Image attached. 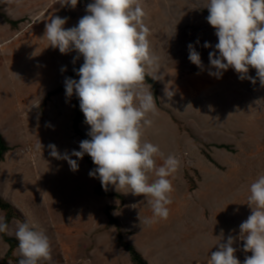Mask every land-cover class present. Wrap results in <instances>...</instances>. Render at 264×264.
I'll list each match as a JSON object with an SVG mask.
<instances>
[{
  "label": "rangeland",
  "instance_id": "1",
  "mask_svg": "<svg viewBox=\"0 0 264 264\" xmlns=\"http://www.w3.org/2000/svg\"><path fill=\"white\" fill-rule=\"evenodd\" d=\"M188 1V7L173 6L169 0H144L143 6L153 21L151 31L156 30L158 12H165L160 20L165 21L167 34L157 37L154 31L149 39L153 52L161 53L164 60H159L157 69L159 88L176 94L172 98L162 94V103L156 102L158 113L149 115L153 123L142 139L163 153L155 157L157 166L169 155L181 162L170 177L174 191L167 206L169 216L151 224L145 223L153 218L150 197L113 185L99 194V178L90 177L88 166L71 155L80 143L73 128L77 97H66L64 81L84 61L80 56L73 62L75 51L61 54L50 47L45 25L52 16L68 18L65 28L77 25L91 0H79L75 8L63 5L64 0L51 1L40 6L45 8L44 17L24 15L36 1L23 0L20 6L0 2V129L13 148V178L4 172L2 183L9 197L13 194L18 203L25 200L28 218L38 225L32 229L50 239L52 259L39 264H133L131 255L119 246V232L148 264H208L219 243L229 235L239 236V225L251 214L250 185L264 175V86L253 68L248 75L256 78L255 84L241 80L232 68L220 78L209 75L216 71L209 53L217 51L218 38L206 19L208 0ZM1 14L20 20L18 28L13 30ZM205 42L212 47H203ZM189 44L199 52L203 69L189 60ZM164 103L172 107L161 106ZM81 127L90 131L86 123ZM58 142L65 146L64 154L77 160L78 170L73 171L67 160H57L53 166L47 161V146ZM32 164L37 166L34 170L46 167V173L40 171L44 182L37 171L31 173ZM149 178L156 179L154 173ZM44 191L49 200L46 210L53 216L52 231L50 226L42 227L40 218ZM114 193L122 198L113 197ZM28 195L33 200L27 201ZM109 205L119 206L112 213L120 227L110 224ZM24 217L21 222L29 224ZM233 247L241 264L252 255L238 238ZM8 250L0 233V262Z\"/></svg>",
  "mask_w": 264,
  "mask_h": 264
},
{
  "label": "clouds",
  "instance_id": "2",
  "mask_svg": "<svg viewBox=\"0 0 264 264\" xmlns=\"http://www.w3.org/2000/svg\"><path fill=\"white\" fill-rule=\"evenodd\" d=\"M0 2L20 6L23 0ZM78 2L64 0L63 5L75 8ZM206 8L219 53H209L210 65L216 70L209 75L220 78L232 68L241 80L247 78L255 84L258 78L264 86V0H208ZM86 13L70 28H65L68 18L52 16L44 33L50 47L61 54L75 51L78 56L73 62L80 56L84 61L76 71L79 79L66 77L64 86L66 97H78L91 139L80 141V150L71 155L91 157L96 167L89 176L99 178L104 190L113 185L116 189L130 188L135 196L150 197L153 218L145 223L166 220L174 191L170 177L181 162L169 155L157 166L155 157L163 153L142 139L153 123L149 115L158 113L155 96L145 81L149 76L156 79L160 66L151 48V29L145 23L142 0H91ZM203 47L212 45L205 42ZM188 49L189 60L203 69L199 52L192 44ZM250 68L256 70V78L248 75ZM61 71H66V66ZM174 94L165 89L168 98ZM39 147H43L41 143ZM48 147L52 157L65 159L73 171L78 170L77 160L62 156L54 144ZM149 173L156 179L150 182ZM247 204L251 214L239 225V236L229 235L226 242L219 243L208 264H241L233 247L237 238L243 241L244 251L252 253L243 264H264V175L250 185ZM8 229L6 218L0 217V233ZM15 237L21 256L18 264L51 261L52 247L46 234L33 230L25 221L17 223Z\"/></svg>",
  "mask_w": 264,
  "mask_h": 264
},
{
  "label": "crops",
  "instance_id": "3",
  "mask_svg": "<svg viewBox=\"0 0 264 264\" xmlns=\"http://www.w3.org/2000/svg\"><path fill=\"white\" fill-rule=\"evenodd\" d=\"M32 1H36V4H34V3H31V5H29L28 7H27V9L25 10V14L24 15H27V14H35V15H37V16H42V17H44V12H45V8H42V7H45L46 6V3L48 4L49 2H51V1H58V0H32ZM169 2L173 5V6H176V5H180V6H186V7H188V5H189V1L188 0H169ZM143 6H145L144 5V0H143ZM42 5V7H40ZM159 14H157V17H159L158 18V22H157V24H155V27H156V30H152L151 31V33H152V35H153V33H154V31H155V33H157V37H159L160 36V34H163L164 35V33L165 34H167V32H168V30H166L165 28H164V20H160L161 19V16L163 15V13H165V12H162V11H159L158 12ZM161 13V14H160ZM170 14L172 13L171 11L169 12ZM23 15V16H24ZM161 15V16H160ZM22 17V16H21ZM150 16L149 15H147L146 16V18H145V23L151 28L153 25H151V23L153 22L152 21V19L151 18H149ZM19 18V17H18ZM18 18H16V19H18ZM162 27H163V29L164 30H166V31H163V29H162ZM170 30V29H169ZM172 31H174V27H173V25H172ZM171 31V32H172ZM160 52H161V50H160ZM158 57H159V60H160V62H163L164 60H163V56L161 55V53H159V54H156ZM158 71V70H157ZM159 72V71H158ZM161 72V71H160ZM159 72V73H160ZM158 74V73H157ZM154 75H155V73H154ZM152 77V76H151ZM158 83H159V85L160 84H162L161 83V80L159 79V77L157 76L156 77V79H155ZM147 85V84H146ZM147 86H149V85H147ZM150 87V86H149ZM173 87H175V88H177V85H174ZM163 88H159V99L162 101V98H164V95H162L163 93L165 94V91L163 92ZM181 91V90H180ZM176 94V93H175ZM77 100V99H76ZM76 100H75V108H76ZM160 101V102H161ZM162 103V102H161ZM166 106L167 108H170V107H172V104H162L161 106ZM165 109V108H164ZM164 109H160L162 112H166V110H164ZM75 118V117H74ZM173 120V119H172ZM173 122H174V120H173ZM175 123V122H174ZM81 125H85V117H83V122L80 124V128L82 129V127H81ZM83 130V129H82ZM84 131V130H83ZM86 132H89V131H86ZM0 133L3 135V137H4V139H5V137L6 136H4V133L1 131V129H0ZM76 135V134H75ZM78 138H79V140L80 141H82L81 140V138L78 136ZM6 140V142H7V144H8V146L11 148V150L9 151V152H7L6 154H5V159L3 160V161H1L0 162V193H1V196L7 201V202H9V203H11L13 206H15V208L21 213V215H22V219H14L12 222H11V224H10V226H9V229H8V231H7V233H8V235L9 236H11V237H14V238H16L15 237V233L13 232V224H15V222H21L22 220H24L25 219V217H24V215L26 216V219H27V221L29 222V226L31 227V228H38V225H36L35 224V221H32L31 219H29L28 218V214H30V212H29V210H28V207L26 206V204H25V200L23 201V203H18L17 202V199L13 196V194L12 195H10V197L8 196L9 194H6V192H5V187H4V185H3V183H2V180H3V173L4 172H8L9 173V175L13 178V148H12V145L10 144V142L8 143V141H7V139H5ZM77 140V139H76ZM53 141H56V139L54 140L53 139ZM58 141V140H57ZM76 144H77V142H76ZM49 146V145H48ZM47 146V150H46V152L44 153V154H46V159H47V161L49 160L50 161V164L53 166V165H55V163L57 162V160H65V159H57V158H54V157H52L51 155H50V151H51V149L49 148ZM55 146H56V148H57V150H58V152L63 156L64 155V151L66 150L65 149V146H63V144H59V142L58 143H56L55 144ZM79 146V145H78ZM79 150H80V148H79ZM78 150V151H79ZM82 161V163H84V165H86V166H88V168L92 171V168H91V166L89 165V163L86 161V158H85V155L83 156V158L81 159ZM31 164V163H30ZM42 166V168H40V169H38V170H34V169H36L37 168V166H34L33 164H32V167H31V173H33V174H35V172L36 173H38V175L39 176H41V178H42V172H40L41 171V169H43V171H44V173H46V167L45 166H43V165H41ZM36 167V168H35ZM40 167V166H39ZM41 174V175H40ZM41 182H44V178H42L41 179ZM98 183H99V181L97 182V185H96V188H97V186H98ZM10 186H12L11 187V189H10V191L12 190L13 191V179H12V181H11V184H10ZM19 188V185H17L16 186V189H18ZM38 191H39V189H38ZM96 192H97V190H96ZM47 193H45V191L43 192V194H41V204L44 206L43 207V210L41 211V213H42V216L40 217L41 218V221H42V227H49L50 226V231H52V226H53V224H52V220H53V216H52V214H51V211H50V209L49 210H46L47 209V205H48V201L49 200H47V198L46 197H48L47 195H46ZM42 196H44L43 198H42ZM32 197L30 196V195H28V198H27V201L29 200V199H31ZM32 200H33V198H32ZM34 200H35V198H34ZM40 204V203H39ZM1 211V210H0ZM3 212V211H2ZM4 213V212H3ZM4 216H5V214H4ZM31 221V222H30ZM16 253H18L19 255H17ZM14 254H15V256L16 257H18V256H20V252H19V248H17L16 250H15V252H14ZM21 257V256H20Z\"/></svg>",
  "mask_w": 264,
  "mask_h": 264
},
{
  "label": "trees",
  "instance_id": "4",
  "mask_svg": "<svg viewBox=\"0 0 264 264\" xmlns=\"http://www.w3.org/2000/svg\"><path fill=\"white\" fill-rule=\"evenodd\" d=\"M1 17L3 18L5 23H8L11 26V28L13 30H16L18 28L19 24L21 23L20 20L11 19L6 14H1ZM78 69L79 68H75L72 71L71 78L76 79V80L79 79V76L76 74V71ZM145 83L150 86V88L153 92V95L155 96V100H156L157 104L160 105V102H159V83L155 79H153L151 76L146 77ZM83 117H84V114L80 110L79 99L77 97L76 115H75L74 122H73V128H74L76 135L79 136L81 138V140L91 139V137L88 135L89 132L83 131L80 128V124L83 122ZM10 150H11V148L8 146L3 135L0 133V162L5 159V154L7 152H9ZM85 158H86V161L91 166L92 170H94L96 165H94L91 157L89 155L85 154ZM96 190L99 194L103 193L104 188L102 187L100 180H99V183H98ZM113 197H119L120 199L122 198V196H120L118 193H114ZM118 207L113 206V205H109L106 208V213H107V216L109 218L110 224H116L118 227H120L119 221L114 217V215L112 213L114 210H117ZM0 210L4 211V213H5L4 217L6 218V222L9 226L14 219H22L21 213L15 208V206H13L11 203L7 202L1 196V193H0ZM1 235H2L3 240L9 245V250L6 253L4 259L0 262V264H7L8 261H12L15 264H18L21 257H16L14 254L15 250L18 248L17 239L9 236L7 232H3V233H1ZM118 242H119V246L121 248H123L124 250H126L131 255V259H132L133 264H148V262L145 260L143 255L135 248V246L124 239V235L121 232H119V235H118Z\"/></svg>",
  "mask_w": 264,
  "mask_h": 264
}]
</instances>
